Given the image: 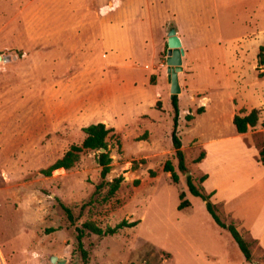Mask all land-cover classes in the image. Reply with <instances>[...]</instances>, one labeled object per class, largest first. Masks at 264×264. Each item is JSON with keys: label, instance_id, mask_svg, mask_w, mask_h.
<instances>
[{"label": "rangeland", "instance_id": "374dc122", "mask_svg": "<svg viewBox=\"0 0 264 264\" xmlns=\"http://www.w3.org/2000/svg\"><path fill=\"white\" fill-rule=\"evenodd\" d=\"M170 27L183 49L176 131L185 172L170 139ZM260 45L264 0H0V264H55L51 256L63 264H264L246 232L255 223L264 233ZM251 108L256 124L237 133L232 115ZM95 122L110 128L105 179L123 177L110 196L106 186L94 192L96 150L40 173ZM200 152L204 160L194 162ZM202 173L201 188H215L210 201L249 242L251 261L187 191L185 176L197 183ZM179 192L188 201L181 209ZM121 219L137 223L105 236L84 230L82 256L76 227Z\"/></svg>", "mask_w": 264, "mask_h": 264}, {"label": "trees", "instance_id": "16d2710c", "mask_svg": "<svg viewBox=\"0 0 264 264\" xmlns=\"http://www.w3.org/2000/svg\"><path fill=\"white\" fill-rule=\"evenodd\" d=\"M256 64L257 67L264 65V46L260 45L258 47V51L256 53ZM170 104L172 107V117H171V145L173 148V155L176 158V167L180 171L185 172V164L183 153L181 149V142L177 135V124H178V105H177V97L176 95H172L170 97ZM202 107L197 108V112L201 111ZM257 109L251 108L245 114H233L231 117V123L233 125L234 130L237 133H244L248 127H253L258 119L257 116ZM185 119H190L192 116L191 114L187 113L184 115ZM261 126L264 127V118L260 122ZM110 131V128L105 127L104 123L102 122H95L87 124L86 126L82 127V132L84 134L82 140L79 144H71L60 157L53 160L50 164H48L45 168L40 169V173L47 176L51 173L52 170H59V169H68L73 166V164L78 160V153L82 149H90L96 150L97 153L95 154V162L99 166V183L96 184L94 187V192L103 186H106V196H110L114 193V191L118 188L120 182L122 181L123 177L121 175H117L113 177L111 180H106L105 176L109 172L110 169V161L111 158L109 156L105 137L107 133ZM99 148H103V151L98 152ZM204 156V152H200L194 159V162H198ZM257 160L264 165V146L260 147L257 150ZM133 167V164L131 165ZM163 171H169L171 179L175 182L177 179L176 174L173 171L172 165L170 164L169 160H165L162 166ZM206 178V174L202 173L198 179L197 183L192 179L190 175L185 176V185L187 191L199 197L203 203L205 210L209 214L213 223L224 229L231 239L236 244L238 250L240 251L242 257L247 260L251 261V252L249 249V242L245 240L236 227L231 222H225L220 218L217 213V208L214 203L210 201V196L212 192H205L201 188L202 181ZM183 193L179 192L178 198L179 202L177 204V208L181 209L183 207L188 206V201L182 199ZM60 209L62 210L65 217L69 220V222L73 221V216L70 209L63 205L62 203H58ZM137 223V220L127 221L126 219H121L116 222L113 226H106L105 228H100L96 224L86 221L81 223L80 227H76V243L77 247L79 248L82 256L85 255V250L82 248L81 237L84 235V230H87L91 233L96 235H111L118 231L121 228L132 227ZM253 264H261V262H253Z\"/></svg>", "mask_w": 264, "mask_h": 264}, {"label": "water", "instance_id": "95a60500", "mask_svg": "<svg viewBox=\"0 0 264 264\" xmlns=\"http://www.w3.org/2000/svg\"><path fill=\"white\" fill-rule=\"evenodd\" d=\"M166 37V74L167 81L169 82L170 97L176 95L179 91V84L177 79V71L181 69V57L183 55V49L181 47L180 39L176 34V30L170 27L167 30ZM1 59V56H0ZM103 151V148H99L98 152ZM50 262L55 264H63V259H56L55 256L50 257Z\"/></svg>", "mask_w": 264, "mask_h": 264}, {"label": "crops", "instance_id": "0c3cea01", "mask_svg": "<svg viewBox=\"0 0 264 264\" xmlns=\"http://www.w3.org/2000/svg\"><path fill=\"white\" fill-rule=\"evenodd\" d=\"M204 155H205V152H204ZM204 158H205V156H203L200 160H204ZM260 163V162H259ZM261 164V163H260ZM264 166V165H263ZM206 174V178H207V173H205ZM205 178V179H206ZM204 179V180H205ZM203 180V181H204ZM211 192H212V194L211 195H214V193H215V188H213V189H211L210 190ZM209 191V192H210ZM213 222V221H212ZM215 225V224H214ZM255 226V223H252V224H250L249 225V228L248 229H246V232H247V234L250 236V238L252 239V240H254V242L263 250V252H264V233L263 232H257L256 231V227H254ZM218 227V226H217ZM219 229H220V227H218ZM221 230H222V228H221ZM224 230V229H223Z\"/></svg>", "mask_w": 264, "mask_h": 264}]
</instances>
